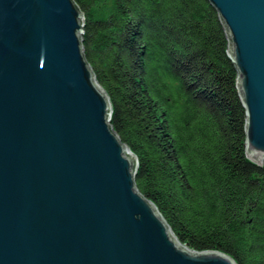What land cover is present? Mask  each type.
<instances>
[{
  "label": "water",
  "instance_id": "1",
  "mask_svg": "<svg viewBox=\"0 0 264 264\" xmlns=\"http://www.w3.org/2000/svg\"><path fill=\"white\" fill-rule=\"evenodd\" d=\"M264 165V0H210ZM76 0H0V264H238L182 242L136 183L138 156L84 54Z\"/></svg>",
  "mask_w": 264,
  "mask_h": 264
},
{
  "label": "trees",
  "instance_id": "2",
  "mask_svg": "<svg viewBox=\"0 0 264 264\" xmlns=\"http://www.w3.org/2000/svg\"><path fill=\"white\" fill-rule=\"evenodd\" d=\"M84 54L111 124L138 156L136 183L176 236L264 264V165L245 149L238 70L210 0H76Z\"/></svg>",
  "mask_w": 264,
  "mask_h": 264
}]
</instances>
